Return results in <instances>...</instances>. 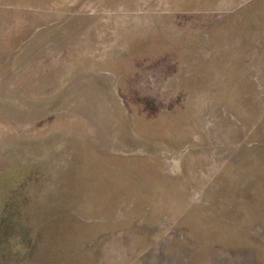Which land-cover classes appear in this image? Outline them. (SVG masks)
Here are the masks:
<instances>
[{
	"label": "rangeland",
	"instance_id": "rangeland-1",
	"mask_svg": "<svg viewBox=\"0 0 264 264\" xmlns=\"http://www.w3.org/2000/svg\"><path fill=\"white\" fill-rule=\"evenodd\" d=\"M0 264H264V0H0Z\"/></svg>",
	"mask_w": 264,
	"mask_h": 264
}]
</instances>
